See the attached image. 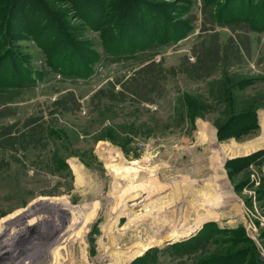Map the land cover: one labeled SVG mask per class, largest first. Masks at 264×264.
<instances>
[{"label": "rangeland", "instance_id": "374dc122", "mask_svg": "<svg viewBox=\"0 0 264 264\" xmlns=\"http://www.w3.org/2000/svg\"><path fill=\"white\" fill-rule=\"evenodd\" d=\"M52 1L67 7L70 23H85L70 3ZM147 3L151 15L120 18L121 9L109 2V44L128 47L123 35H133L132 26L118 25H129L132 17L137 38L150 30L172 35L184 25L192 30L138 60L105 53L101 33L81 25L80 39L101 57L85 78L53 72L37 36L2 31L24 61L46 73L14 92L0 116V127H9L15 140L38 126L31 144L10 146L0 137V264H206L212 255L210 264H236L248 251L245 259L253 255L264 264V29L249 27L252 20L264 22V0ZM229 11L237 15L233 24L222 17ZM62 41H53L57 57L77 69L81 64ZM6 47L0 42V68L10 78L16 68ZM217 47L216 64L192 71L199 56ZM147 70H162L166 78L149 101H131L140 99L123 93V86ZM232 76L249 81L237 95L259 100L261 107L256 128L219 138L226 106L212 95L219 80ZM187 96L209 108L189 115ZM217 213L221 217L212 219ZM204 225L210 231L196 252L165 244L139 255L164 239L193 236Z\"/></svg>", "mask_w": 264, "mask_h": 264}, {"label": "trees", "instance_id": "16d2710c", "mask_svg": "<svg viewBox=\"0 0 264 264\" xmlns=\"http://www.w3.org/2000/svg\"><path fill=\"white\" fill-rule=\"evenodd\" d=\"M10 1V6H7L9 2H6L5 5L2 2V5H0V18L2 19L0 20V42L7 43L6 48H8L9 50H7L6 53L7 55L9 54L10 57H12L11 62L16 70L10 78H6L2 75L3 68H0V116L4 114L3 105L13 102L12 94L14 92H18L26 85L34 84L37 80L43 78L44 74L46 73L43 70L38 71L36 69H33L26 61H24L23 58L16 52V50L12 49V40L8 41L2 38V31L5 35L9 33L10 36L14 38H18L21 36L24 37L25 35L32 37L37 36L36 41L43 49L47 60V66L53 72L61 73L66 77L85 78L92 74L94 65L100 60L101 57L99 56L97 50L90 48L88 42L85 41L87 43L86 44L80 39L84 32L81 28L85 27H82L81 25H91L94 30L101 33V37L103 39L102 45L105 53H111L112 55L121 57L123 59H127L129 57L135 58V56H138V60H144L141 56H144V53H147L151 47H157L159 44L170 43L181 39L185 37L190 30H192L191 25H184L185 28L181 27L180 31L177 30V32L175 34L173 33L172 35L158 36L154 30H150L148 33H146V35H143V32L142 34H138L137 32L136 34L139 35L137 38L134 28V25L136 24L133 25L132 22L134 21L132 20L133 17L131 18L129 25L125 23V21L120 20V23L118 25L119 30L125 26H132L133 35L132 33H130V35H123V38L129 41L127 43L128 47L120 49V47L124 46L119 44L120 47L117 49L114 44H109L105 37L106 28H104V25L112 23L111 20L113 19V12L111 16H108L109 2L116 3L115 7L113 4V9H121V11L119 12L120 18L125 14L131 17L133 14H135L134 12H137V15L142 14V17H146L151 15L150 13L152 12L150 8L151 6L149 3H147V0H62L64 5L70 3L73 10L77 9L76 11H79V18L85 22L81 24L70 23L68 19L69 14L67 13V7L64 6L63 8H60V6L58 5H52V2H54L52 0H32L34 5H32L33 3L31 2V0ZM236 16L237 15L233 11H229L228 14L222 15V17H225V24H233L235 20L238 21L236 19ZM47 17H49V21L47 23H44V25L39 26L40 21H45ZM251 23L252 25H249L250 22L248 21V25L251 29H264V22L259 23L252 20ZM182 24H184V22H181V25ZM43 28H45V30H43ZM57 31H59V35ZM57 38L63 39L62 44L63 48L65 47L64 51L70 49L75 54L73 58H75V60L81 64V66L77 67V69H74V66L72 65L73 62H70L71 66H65L61 58L57 57V50L54 51L56 48H53V41L57 40ZM120 41L123 42V40L121 39ZM151 51L154 50L151 48ZM218 51L219 48L217 47L215 48V51L207 52L206 54H204L203 58L197 55V57L199 56V61H197V65H192V71L194 70V72H197L207 70V68H210L212 65L216 64L217 62L215 61V59H218ZM154 63L155 62L151 60L150 64L145 66L142 70L150 67ZM146 73L147 75L139 74L141 76L143 75V78L135 77L134 80L123 86V93L124 91H127L134 97L140 99L131 101H149L147 99L151 98V93L158 91V86L155 85L166 78V74H164V71L162 70H153L151 73H149V71L147 70ZM145 76H147L151 80L145 81ZM248 82L249 81L242 78L241 76H237L234 78L229 77L224 81L219 80L217 82L215 92H213L214 95L212 96L214 100L216 99V101L225 102L226 111L224 113L225 116H227L220 125H217V134L219 138H238L247 131L256 128V109L261 107V105L258 104L259 100L237 95V92L242 87H245ZM117 94L121 96V92H118L116 94H114L113 92L111 93V95L113 96H118ZM184 104L186 106L187 113H190L189 115L191 116H195L199 114L200 111L209 108V104L205 105L201 100H195L190 96H187L186 100L184 99ZM3 129H6V132ZM37 129L38 126H31L27 130L25 129L23 133H21V135L19 136V140H15L16 137H14V135L10 133L11 130L9 127H0V137L6 136L3 139L5 143L10 146H13L16 143L24 144L25 142L27 144H31V142L35 138L34 134H37ZM42 131L43 130H41L40 133H42ZM207 223H209V226L214 225V222ZM207 231L210 230H206V225H204L197 234L190 236L187 239L175 242L171 245L177 249H188L189 253L196 252L199 247L202 248L200 243L206 241ZM196 237H200V242L195 241ZM248 253L249 251L243 252L241 254L242 258L239 259V262L236 264L263 263L261 259H257L253 255H251L250 259H245V256L248 257ZM233 256L234 255L230 256L226 254V256L224 257L232 258ZM210 257L212 259H203L206 264H210V262L213 260V255ZM200 264L203 263L200 262Z\"/></svg>", "mask_w": 264, "mask_h": 264}, {"label": "water", "instance_id": "95a60500", "mask_svg": "<svg viewBox=\"0 0 264 264\" xmlns=\"http://www.w3.org/2000/svg\"><path fill=\"white\" fill-rule=\"evenodd\" d=\"M228 160H229V158H228V157H225V161H228ZM192 234H193V231H191V232L188 233L187 235L181 236V237L176 238V239H174V238H167V239H164V240H162L161 242H159V243H157V244H152V245L146 247L144 250H142V252H141L139 255L143 254L146 250H148V249H150V248L161 247V246H163V245H165V244H172V243H174V242H177V241L183 240V239H185V238H188V237H190Z\"/></svg>", "mask_w": 264, "mask_h": 264}, {"label": "bare ground", "instance_id": "6f19581e", "mask_svg": "<svg viewBox=\"0 0 264 264\" xmlns=\"http://www.w3.org/2000/svg\"><path fill=\"white\" fill-rule=\"evenodd\" d=\"M217 176H218V174H217ZM213 178V177H212ZM218 178V177H217ZM219 217H221V214H219V213H217V214H212V219H215V220H217V219H219ZM144 250V249H143ZM35 260V259H34Z\"/></svg>", "mask_w": 264, "mask_h": 264}]
</instances>
